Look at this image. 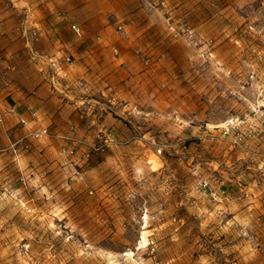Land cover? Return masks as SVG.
Wrapping results in <instances>:
<instances>
[{
	"label": "rangeland",
	"instance_id": "374dc122",
	"mask_svg": "<svg viewBox=\"0 0 264 264\" xmlns=\"http://www.w3.org/2000/svg\"><path fill=\"white\" fill-rule=\"evenodd\" d=\"M58 7L116 142L1 151L0 115V264H264V0L14 2L29 38Z\"/></svg>",
	"mask_w": 264,
	"mask_h": 264
},
{
	"label": "crops",
	"instance_id": "0c3cea01",
	"mask_svg": "<svg viewBox=\"0 0 264 264\" xmlns=\"http://www.w3.org/2000/svg\"><path fill=\"white\" fill-rule=\"evenodd\" d=\"M23 1L0 0V115L5 122L3 130L11 131L15 140L42 127H48L52 133L85 139L95 128H99L98 131L104 126L116 129L119 124L109 112L102 120H96L95 115L86 118L94 112L91 109L95 106H82L92 99L83 96L81 67L65 61L69 55L77 56L80 44L71 36L70 24H77L73 13L68 18L74 22L67 24L60 15L63 8L51 9L46 13L51 15L48 23L36 26L38 38L32 35L29 38L23 23L29 22L25 25L28 28L35 27V24L31 25L33 18L19 19L14 10V2L20 6ZM20 119H24L27 125L20 124ZM92 125L94 129L88 130ZM31 141L34 152L44 149V153H50L54 146L59 151L63 144L62 140L55 138Z\"/></svg>",
	"mask_w": 264,
	"mask_h": 264
},
{
	"label": "built area",
	"instance_id": "2783aa9c",
	"mask_svg": "<svg viewBox=\"0 0 264 264\" xmlns=\"http://www.w3.org/2000/svg\"><path fill=\"white\" fill-rule=\"evenodd\" d=\"M70 30L76 38H82L83 31L77 24H70ZM31 35L33 38H37V31L33 30ZM65 61L70 62L68 57ZM19 123L23 126L27 125V122L24 119H20ZM233 129L234 126L230 123L222 127L221 132L223 135H227ZM42 138H55L62 140L63 144L60 146V153L63 156H70L73 158H76L77 155H79L78 160H81V162L87 161L92 153L103 150L104 146H108L116 142L111 133L104 134L103 143H95L83 137L68 136L58 132L52 133L48 127H42L35 128L29 131L25 136L15 139L10 142L7 147L2 148L1 151H11L14 154H18L20 150H26L29 148L27 140H40ZM238 139H240V137H238ZM157 152L160 153L161 149H158ZM89 193H91V191Z\"/></svg>",
	"mask_w": 264,
	"mask_h": 264
},
{
	"label": "bare ground",
	"instance_id": "6f19581e",
	"mask_svg": "<svg viewBox=\"0 0 264 264\" xmlns=\"http://www.w3.org/2000/svg\"><path fill=\"white\" fill-rule=\"evenodd\" d=\"M142 243H143L142 245H144L145 244V240H143Z\"/></svg>",
	"mask_w": 264,
	"mask_h": 264
}]
</instances>
